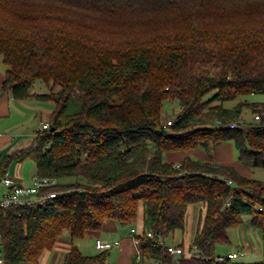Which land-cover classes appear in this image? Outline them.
<instances>
[{
    "label": "trees",
    "instance_id": "trees-1",
    "mask_svg": "<svg viewBox=\"0 0 264 264\" xmlns=\"http://www.w3.org/2000/svg\"><path fill=\"white\" fill-rule=\"evenodd\" d=\"M0 54L3 92L27 98L42 81L49 91L37 97L54 103L50 129L4 162L33 155L59 192L0 213L5 264H42L66 232L63 264H105L110 251L84 254L75 240L111 220L135 226L142 264H175L167 242L194 203L205 215L189 246L176 244L180 264H264L220 262L216 252L245 216L264 239V182L164 159L231 141L241 162L264 168V102L224 106L264 94V0H0ZM245 105L260 119L228 127Z\"/></svg>",
    "mask_w": 264,
    "mask_h": 264
},
{
    "label": "crops",
    "instance_id": "crops-1",
    "mask_svg": "<svg viewBox=\"0 0 264 264\" xmlns=\"http://www.w3.org/2000/svg\"><path fill=\"white\" fill-rule=\"evenodd\" d=\"M2 60L0 59V178L8 175L18 184L31 185L33 182V177L38 175L37 163L35 158L33 160V155H29L21 159L14 158L9 162L4 161L7 157L31 147L35 140V131L39 127L38 123L41 120H44V117L45 119L50 117L54 109V103L52 101H45L37 97V94H42L49 91L48 87L44 89L43 85L37 87L33 86L31 89V96L23 99L14 97L10 90L3 92L2 85L8 66L5 64L4 60L3 62ZM252 96L256 98L257 95L253 94ZM262 102H264V97H257L256 100L250 102L247 101V103L252 106ZM252 106L250 107L252 108ZM186 157H191L202 162H212L221 165L232 166L241 175L247 178H255L264 182V168L252 167L241 162L239 159V151L235 144L231 141H226L209 152L203 148H200L187 152L164 154V159L166 162L180 163ZM31 160H33L32 163ZM29 163L32 164V168L29 172L30 174L28 175L26 171V165ZM257 172L261 173L262 175L257 176ZM3 191L4 188L2 185H0V193ZM142 221L143 213L137 222L138 230L142 226ZM133 227L135 226H129L127 229L117 222H105L104 228L106 229L104 230L106 231L102 236L97 237L122 239L121 247L113 249L109 252L105 264H136L134 262L136 246L129 235ZM230 230L235 232L233 236L230 235ZM229 235L231 238L230 246L232 243H235L237 248H235L233 245L232 249L228 247L219 254H226L231 251H240L242 256L246 255V257L249 259L256 257L261 258L264 256L263 235L258 228L251 224V218L249 216L244 217V221L241 225L230 228ZM60 242L61 241H59V243ZM61 243L63 244L61 246L63 250L61 251V249H57V252L61 255L63 251L68 253L71 246L70 237ZM76 244L80 248V243ZM240 245L242 246V249L238 248ZM96 252L97 251L95 249L94 253Z\"/></svg>",
    "mask_w": 264,
    "mask_h": 264
},
{
    "label": "built area",
    "instance_id": "built-area-1",
    "mask_svg": "<svg viewBox=\"0 0 264 264\" xmlns=\"http://www.w3.org/2000/svg\"><path fill=\"white\" fill-rule=\"evenodd\" d=\"M260 114L254 115V120H259ZM243 121L238 120L230 123L228 127L235 128L241 125ZM171 124V121L168 122ZM50 129V123L45 120H41L39 127L35 131V138L43 135L44 132ZM181 164H177L179 167ZM228 184H232L231 180L227 181ZM58 184V180L55 177H40L38 175L33 177L31 185L18 184L13 178L8 175L0 178V185L3 186L4 191L0 193V213L8 210L12 207H32L36 205H44L51 199L55 198L59 192L54 189ZM229 205V203H228ZM134 245L136 246L137 260L141 261L142 253L139 248L140 239L137 236V230L132 228L130 233ZM151 236V233H149ZM1 243V235H0ZM122 245V239H109L104 237H97L95 239V249L100 252L111 251L113 249L120 248ZM167 252L173 257L175 264H180L179 257L183 254V249L176 244H168L166 246ZM242 253L240 251H231L226 254H219L217 260L222 262L226 259L236 260ZM0 264H5V258L3 252L0 249ZM153 264H163L159 260H154Z\"/></svg>",
    "mask_w": 264,
    "mask_h": 264
},
{
    "label": "rangeland",
    "instance_id": "rangeland-1",
    "mask_svg": "<svg viewBox=\"0 0 264 264\" xmlns=\"http://www.w3.org/2000/svg\"><path fill=\"white\" fill-rule=\"evenodd\" d=\"M0 59L2 60L1 54H0ZM2 62H3V60H2ZM42 85H43V88L46 89L47 85L42 81H37L34 84L35 87L42 86ZM48 90H49V88H48ZM213 94H214V92L211 93L210 95H213ZM256 95H257L256 98L252 95H247V96L237 97V98L232 99V100H227L224 102V106H226L228 108H232L242 101L250 102V101L256 100L257 97H264V94H256ZM179 109H180V106H179V103L177 101H174V102L167 101L165 103V110L167 112H172L173 110L178 112ZM253 117H254L253 109L250 106L245 105V107L243 109V113H242V120H241V121H243V123L241 125H245L246 123L252 122ZM43 119L45 121L49 122V118L45 119V117H44ZM39 124H40V122L38 123V126H39ZM34 158L35 157H33V160H34ZM33 160H31V163ZM31 163L26 165V171H27L28 175L30 174L29 172L32 168ZM176 164H181V163H176ZM260 175H262V174L257 172V176H260ZM28 182L31 183L30 181H28ZM141 211H142V209H141ZM141 211L139 213V218L142 215ZM204 215H205V208H204L203 204L194 203V204L189 205L187 213H186V217H185L184 229L183 230H181V229L176 230L174 236H172L170 239H168L167 243L177 244V243H180L183 241L186 247L189 246V244L192 241V238H193V235L195 233L198 222L200 221V219H202L204 217ZM111 222H115V221L111 220ZM137 225H138V223H137ZM124 227H126L127 229L129 228V226H124ZM104 229H106V228H103L100 231H91V232L87 233L84 238L75 240L76 243H80L81 251H83L85 254L94 253L95 252V239L97 238V236H102L104 234V232L106 231ZM232 231L230 232L231 236H233L235 233ZM68 237H69V235L66 232V234H64L59 241H61V242L65 241V239H67ZM61 242L60 243L58 242L56 244V246H57V247L55 246L56 249L54 248L52 251H46L43 254V256L41 257V263L42 264H63L65 256L67 253H66V251H63L62 255H61L57 252V249H61V251L63 250L61 248V246L63 245ZM233 245L235 248H237L235 246V243L234 244L232 243L231 246L229 243V244L223 245V247H222V245H218L216 252L221 253L222 251L226 250L228 247H230L232 249ZM238 248L242 249V246L240 245ZM57 254H58V256H57ZM136 259H137V253L135 255V261L134 262L136 264H142V261L140 262L139 260H136ZM256 260L257 261H260V260L264 261V256L261 258L256 257L253 259H249L245 255V256H240L238 259H236V261L239 263L255 262Z\"/></svg>",
    "mask_w": 264,
    "mask_h": 264
}]
</instances>
